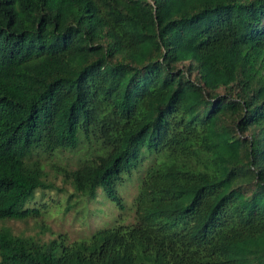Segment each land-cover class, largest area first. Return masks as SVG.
Instances as JSON below:
<instances>
[{"label":"trees","instance_id":"1","mask_svg":"<svg viewBox=\"0 0 264 264\" xmlns=\"http://www.w3.org/2000/svg\"><path fill=\"white\" fill-rule=\"evenodd\" d=\"M48 169L65 212L138 175L135 222L0 227V264H264V0H0V220Z\"/></svg>","mask_w":264,"mask_h":264},{"label":"rangeland","instance_id":"2","mask_svg":"<svg viewBox=\"0 0 264 264\" xmlns=\"http://www.w3.org/2000/svg\"><path fill=\"white\" fill-rule=\"evenodd\" d=\"M59 163H65L63 158ZM48 181L54 186L66 190V194L58 192L56 189L45 191V200L50 201L48 212L43 216L27 221H7L0 220V227L9 228L17 236L31 237L41 242H47L58 235H64L67 243L85 241L90 236L102 228L105 222L112 220L117 224H132L135 222L133 199L138 191L136 181L138 175H134V180L125 182L119 189L122 197L123 209H118L113 202L102 195L98 196L95 201L80 200L71 201V207L65 212L64 199L71 193V188L62 183V178L48 169ZM36 203L41 201V194H37ZM55 202H58L55 204ZM2 221V222H1Z\"/></svg>","mask_w":264,"mask_h":264}]
</instances>
